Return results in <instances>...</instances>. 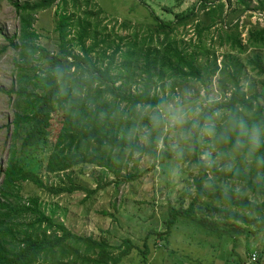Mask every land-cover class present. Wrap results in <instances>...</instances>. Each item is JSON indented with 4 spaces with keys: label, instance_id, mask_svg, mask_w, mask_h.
Here are the masks:
<instances>
[{
    "label": "trees",
    "instance_id": "obj_1",
    "mask_svg": "<svg viewBox=\"0 0 264 264\" xmlns=\"http://www.w3.org/2000/svg\"><path fill=\"white\" fill-rule=\"evenodd\" d=\"M80 1L15 0L11 3L18 30L14 38L8 39L16 52L15 84L0 90L12 100L14 109L11 123L6 127L11 134L7 157L0 169V264H121L131 250L127 239L120 246H114L105 240L73 234L42 212L37 196L21 195L22 183L51 194L84 189L73 184L67 188L46 186L37 173L28 169L23 153L29 147L42 152L48 150L45 170L49 173L88 164L117 175L126 164L125 159L142 151L139 133L142 128L152 127L149 117L161 100H171V93L180 82L200 81L203 74L229 78L228 96L215 102L223 124L213 143L220 153L229 154L232 162L228 169L218 172L223 176L218 178V188L212 190L211 181L203 188L197 181L195 200L188 208H169L165 230L168 232L178 217H195L194 205L198 202L205 204L206 209L237 208L248 211V215H263L264 179L254 180L253 176L259 170L264 172V143L249 154L236 149L233 141L243 138V129L237 121L264 124V107L260 104L264 102V79L260 80L264 78V26L249 29L244 42L237 25L216 30L219 45L225 42L229 47L219 67L215 58H209L213 54L209 53L213 47L211 26L203 25L197 17L208 10L211 16L215 15L221 4L208 6V0H200L170 20L151 10L154 24L147 35L135 33L133 40L124 43V49L119 43L109 45L111 53L106 54L105 49L96 51L95 37L90 45H85L89 39L88 20L77 16ZM254 1L256 6L251 10L264 13V0ZM236 3L250 10L249 0H236ZM54 5L57 7L54 13L57 45L49 49L38 43L41 35L34 25L37 13ZM164 10L171 12L172 7ZM200 11L203 13L199 14ZM82 14L87 15L85 11ZM188 22L194 23L196 35L184 47L177 28L185 27ZM248 50L252 51L243 64L239 55H245ZM93 55H96L95 61ZM204 56L210 59L213 67L210 71L199 60ZM104 59H107L106 66H100ZM246 65L261 85L260 92L250 96L239 86ZM141 72L145 75L141 76ZM222 91L225 93V88ZM55 113L61 116V127L50 147L47 136ZM209 191L218 199L214 206H210L213 204ZM228 217L245 222L241 217Z\"/></svg>",
    "mask_w": 264,
    "mask_h": 264
},
{
    "label": "rangeland",
    "instance_id": "obj_2",
    "mask_svg": "<svg viewBox=\"0 0 264 264\" xmlns=\"http://www.w3.org/2000/svg\"><path fill=\"white\" fill-rule=\"evenodd\" d=\"M13 1L0 0V90H7L15 84L13 60L16 52L8 42L18 30V19L11 4ZM84 1H80L77 16L88 20L89 39L85 45H90L95 37L96 51L105 49L106 54H110L109 45L113 47L119 43L123 47L125 42L133 40L135 33L141 36L148 34L149 27L154 24L151 10L159 17L170 20L177 12L193 7L200 0H91L88 4ZM249 1L250 10H246L236 0H208V6H213V3L224 6L219 5L213 16L208 10L197 17L203 25L211 26L213 47L209 53L213 54L209 58H215L219 67L229 47L225 42L219 45L216 30L237 25L244 42L249 29L264 26V13L251 10L256 3ZM165 7H172V11H165ZM56 8L54 5L37 13L34 25L41 35L38 43L49 49L57 45L54 31ZM82 11L87 15L84 16ZM177 30L179 38L183 39L181 45L188 47V41L196 35L194 23L178 26ZM251 51L239 55L243 64ZM95 57L93 55V61ZM210 59L205 56L199 59L209 71L213 68ZM106 64L107 59H104L100 66ZM42 66L44 64H40ZM144 75L141 72V76ZM179 84L171 93L172 99L187 94L198 111L190 115L183 126L152 124L151 128H142L139 133L142 151L134 153L129 160L125 159L126 164L117 175L102 172L100 168L88 164L65 172L49 173L45 170L49 151L29 147L23 153V161L46 186L67 188L73 184L84 189L51 194L22 183L21 195L37 196L42 212L73 234L105 240L114 246H120L127 239L131 250L121 264H264V214L248 215V211L237 208L230 211L222 207L221 210L206 209L205 204L198 202L200 205H194L195 217H178L170 230H165L164 221L169 208H188L195 200L197 181L203 188L210 181L212 190L218 188V178H223L218 172L228 169L232 162L231 156L220 153L213 143L223 124L215 102L228 96L231 88L229 78L203 74L200 81ZM239 84L247 96L260 92V81L247 65ZM222 88H225V93ZM260 104L264 107V102ZM13 113L12 100L0 93V169L7 157L11 134L6 127L11 123ZM50 123L47 142L52 147L61 127L60 114H52ZM208 124L213 125L214 131L206 130ZM253 179H264V172L257 171ZM85 190H90V193ZM209 192L213 204L210 206H214L218 199L212 191ZM228 216L241 217L245 222Z\"/></svg>",
    "mask_w": 264,
    "mask_h": 264
},
{
    "label": "clouds",
    "instance_id": "obj_3",
    "mask_svg": "<svg viewBox=\"0 0 264 264\" xmlns=\"http://www.w3.org/2000/svg\"><path fill=\"white\" fill-rule=\"evenodd\" d=\"M198 109L194 108L188 95L177 96L172 100H161L160 106L157 107L151 116L154 126L164 124L170 127L183 126L190 115H195ZM243 129L242 137L233 141V146L238 150H246L249 154L255 151L264 143V124H245L237 121ZM206 130L214 131L213 125H206Z\"/></svg>",
    "mask_w": 264,
    "mask_h": 264
},
{
    "label": "bare ground",
    "instance_id": "obj_4",
    "mask_svg": "<svg viewBox=\"0 0 264 264\" xmlns=\"http://www.w3.org/2000/svg\"><path fill=\"white\" fill-rule=\"evenodd\" d=\"M254 257V256H253Z\"/></svg>",
    "mask_w": 264,
    "mask_h": 264
}]
</instances>
